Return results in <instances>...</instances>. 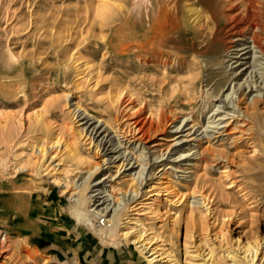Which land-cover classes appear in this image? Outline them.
<instances>
[{
    "label": "rangeland",
    "instance_id": "1",
    "mask_svg": "<svg viewBox=\"0 0 264 264\" xmlns=\"http://www.w3.org/2000/svg\"><path fill=\"white\" fill-rule=\"evenodd\" d=\"M90 1L0 0V129L7 125L17 136L14 142L8 148L6 147L7 149L0 145V162L3 160L4 166V170L0 169V201L9 200L18 194V201H16L18 207L15 209L17 217H12L13 229L8 240L22 242V249L36 253L40 259H46L50 264H74L72 263L73 255H77L79 264H150L147 259L150 253L144 251L143 255L137 248L138 245L129 244L128 248L122 247L120 251L109 247L104 248L90 231L85 230L84 226L77 225V221L67 210L69 205L67 195H63L60 188L51 182L49 176L44 175L46 171L43 172V168L48 165V162L41 160L34 151L37 146L47 144L52 133L60 136L61 142L62 140L65 142L72 133L71 125L74 130L79 127L76 120L69 118V111L72 108L66 104L65 95H68V99L79 101L90 114L102 115L101 108L106 103L110 88L113 89L116 80L123 81L125 73L128 72L126 58L117 56L109 52L107 47L101 46L102 41L98 39V36L109 34L116 26L123 25L125 20L123 18L129 10L131 14L137 15L147 0ZM103 1L111 6L110 13L119 16L120 19L108 28L104 27L100 30L97 25L99 20L94 17L92 8ZM93 3L96 4L93 5ZM242 61L245 63L248 60ZM86 62L89 63V68L85 66ZM245 67L249 68L236 82L249 81L250 71L259 72L257 70L259 66L252 68L248 63ZM20 69L27 82L24 92L20 91L18 82L14 79L15 72ZM74 81L78 84L76 88L73 86ZM11 85L14 86L13 95L9 88ZM40 87L43 88L42 91L38 89ZM249 91L250 89H246L243 94L239 91L236 93L235 98L240 99V108H243L245 103H250L256 95ZM261 93L263 94V91ZM201 107L203 106L197 107L199 111L195 117L196 125L192 130L176 134L173 133L174 129L170 125L165 131L152 136L153 142L150 145L158 143L156 147L162 150L164 155L157 163L146 167L144 175L146 180L140 187L137 198L141 200V193L149 189L151 185L157 187L161 182L167 181L160 176L164 174L165 177H169L168 181L174 193L181 196V201L190 197L188 208L193 210L191 215H189V209L183 204L179 202L171 204L175 199L168 201L171 198L161 196L158 198L157 215L148 214L144 208L140 209H143L142 215H135L131 206L137 202H130L124 216V218L127 215L129 218L138 217L142 224L141 230L144 229L141 232L143 237H154L153 247L158 246V249H161L159 252H171L170 254H173V258L176 259L174 264H202L204 262L201 261L202 253L206 246L200 242L201 239L205 243H210L217 255L220 252L218 248L220 242L215 235L223 229L226 232V241L233 249H236V245L244 243L252 234L264 236V145L256 142L257 146L253 151V145L250 142L245 144L239 141L235 148L224 134L217 138L219 134L214 133L216 130L205 126L208 109ZM260 108L261 112L258 111V115L260 119H264L262 105ZM200 109H202L201 112ZM115 114L112 115L118 120L124 117L120 122L118 121L120 124L127 117V113L121 110ZM190 120L186 118L183 121V124L188 123L183 130L193 124ZM187 132H189L188 139L195 136L202 138L204 133L208 135L211 147L222 150L224 158L212 159L208 156L206 162L196 160L198 158L195 157L196 155H190L197 150L195 148L189 155L175 160L187 158L186 161L175 164L178 167L176 172L171 169L166 170L163 165L177 157L179 153H176V149L181 147H172L165 152L167 146L172 143L171 138L185 135ZM112 136L110 134L107 140ZM197 138L190 142H180L178 145H182L181 150H186L189 144L192 146L197 143ZM201 142L202 147L207 145L204 144L205 139ZM68 143L77 144L84 163L79 165L75 160L73 162L70 159L69 149L58 146L50 151V157H54L51 166L58 164L57 168L59 167L63 172L62 177L60 176L63 181L67 182L66 178H63V174H66L67 178L75 176V180L80 182L79 178L85 175L76 171L90 168L99 161L100 155L93 154V146L87 145V138L82 136L79 141L69 139ZM115 156L117 154H114ZM25 164L28 165V169L15 175V168ZM40 165H44L43 168L40 169ZM167 165L171 166V162ZM51 166L48 170H51ZM74 166L78 167L76 171ZM107 166L102 164V168L89 179L88 196L96 195V198H99L107 194H98L100 191L96 189L99 187L93 186L99 178L105 176L103 173H107ZM163 168L164 170H161ZM223 169L229 176L228 179L222 176ZM113 171L115 168L111 169V172ZM120 173L113 174L105 180L106 185L111 184L113 187L112 195L119 199H121L120 191L129 189L125 183L127 178L122 179ZM229 180L234 182L232 187L228 185ZM14 186L20 190V193L12 190ZM242 189L245 191H241ZM244 194L248 197H244ZM203 195L210 198L209 211H204L205 207L201 204ZM104 199L106 197L101 199L100 203ZM108 203L109 201H106L97 209L103 208ZM123 204V202L120 203V209L123 208ZM88 208L94 207H91L90 203ZM139 228L137 226L133 230L138 231ZM81 248L88 251L82 252ZM259 250L253 264L264 262L262 253L264 248L263 251L261 248ZM11 251L4 252V255L9 256ZM83 253H86L85 259ZM242 256L239 253V258ZM166 260L168 259L163 258L157 264H173ZM13 261L16 264L20 263L15 257ZM230 262L228 258L227 263L231 264Z\"/></svg>",
    "mask_w": 264,
    "mask_h": 264
},
{
    "label": "bare ground",
    "instance_id": "2",
    "mask_svg": "<svg viewBox=\"0 0 264 264\" xmlns=\"http://www.w3.org/2000/svg\"><path fill=\"white\" fill-rule=\"evenodd\" d=\"M110 7L103 1L92 8L94 17L99 20L97 25L100 30L104 27L108 28L120 19L119 16L110 13ZM123 19H125L123 25L116 26L109 34L98 36V39L102 41L101 46L107 47L109 52L117 56L125 57L128 64L126 66L128 72L125 73L124 80H116L113 89L110 88L106 103L101 108L102 115L90 114L79 101L68 99V95H65L66 104L72 108L69 111V118L76 120L75 122L81 127L74 130L71 125L72 133L68 134L69 137L65 142L63 140L61 142L62 138L52 133L48 143L37 146L34 151L41 160L48 162L45 168H43L44 165H40L39 168H43V172L46 171L44 175L49 176L51 182L60 188L63 195H67L69 202L67 210L75 218L77 225L84 226L85 230L90 231L102 247L120 251L122 247L128 248L129 244L138 245L137 248L143 255L144 251L150 253L147 256L150 264H157L163 258L168 259L166 262L170 261L169 263L174 264L176 259L173 258V254H170L171 252H159L161 249H158V246L153 247L154 237H143L141 232L144 229L141 230L142 224L138 217L129 218L127 215L124 218L126 209L129 208L130 202H137L131 206L135 215L143 214L141 208L147 210L148 214L157 215L158 198L161 196L171 198L168 201L175 199L171 204L179 202L189 209L190 197L181 201V196L174 193L168 181L169 177H165L164 174L160 176L167 181L161 182L160 185L158 183L157 187L151 185L149 189L141 193V200L137 198L140 187L146 180L144 177L146 167L157 163L164 155L162 150L156 147L158 143L150 145L153 142L152 136L165 131L170 125L174 129L173 133L176 134L192 130L196 125L195 117L199 111L197 107L203 106L202 109H208L209 116L206 117L205 114L207 119L205 126L215 129L214 133L219 134L217 138L224 134L235 148L239 141L245 144L250 142L253 145V151L256 149V142L264 145V119H260L258 115L261 105L264 109V0H147L137 15L131 14L129 10ZM256 54L258 56H255ZM242 60L248 61L244 63ZM248 63L252 68L259 66L257 69L259 72L250 71L249 81L236 82L246 73L244 71L249 67L245 65ZM84 64L89 68L88 62ZM15 74L14 79L18 82L20 91L24 92L27 82L22 69L17 70ZM75 82L74 88L78 86ZM9 88L13 95L14 86L11 85ZM38 89L43 90L41 87ZM246 89H250L249 93L254 92L256 95L250 103H245L244 107L240 108V99L235 98V95L238 91L243 94ZM1 94L4 95V93ZM120 110L127 113L126 119L121 124L118 121L120 122L124 117L118 120L112 115ZM225 117L227 118L224 119ZM186 118H190L193 124L183 130L188 125L187 122L183 124ZM110 134L113 136L107 140ZM188 134L189 132L171 138L172 143L167 146L165 152L172 147H181H176V153L179 155L168 161V163L171 162V166H168V163L163 165L166 170L171 169L176 172L178 167L175 164L186 161L187 158L175 160L189 155L195 148L197 150L190 155H196L195 157H198L196 160L206 162L208 156L212 159L224 158L222 150L211 147L208 135L204 133L202 138L195 136L188 139ZM81 136L87 138V145L93 146V154H99L100 159L88 169L79 171L78 167L74 166L76 173L85 175L79 178L80 182L75 180V176L67 178L66 174H63V178L65 177L67 182L63 181L60 178L62 169L57 168L58 164L51 166L54 157H50V151L63 146L69 149L70 159L81 165L84 159L80 156L77 144L68 143L69 139L79 141ZM16 137L7 125L0 129V145L5 148H8ZM195 138H197L196 144L192 146L189 144L186 150H181L182 145H178L180 142H190ZM203 139H205L204 144H207L205 147H202ZM107 144H109L108 147H106ZM114 154L117 156L114 157ZM102 164L108 165L106 169L109 175L104 172L105 176L99 178L93 186L99 187L96 189L100 191L98 194H107L99 198H96V195L88 196L89 179L102 168ZM50 166L52 168L48 170ZM112 168H115V171L111 172ZM0 169L4 170L3 160L0 162ZM27 169V164L18 166L14 173L16 175ZM121 170H123L122 173H120ZM119 173L122 179L127 178L125 183L129 188L120 191L121 199L112 195L113 187L111 184L106 185L107 181H105L113 174ZM221 173L228 179L225 169ZM233 183L229 180V187H232ZM12 190L20 193L15 186ZM243 196L248 197L247 194ZM104 197L106 199L100 203ZM106 201L109 203L97 209ZM122 202L123 208L120 209ZM209 202L210 198L203 195L201 204L205 207L204 211H209L211 207ZM90 203L93 209L88 208ZM111 203L113 204L109 208ZM0 204V264H16L13 261L14 257L20 262L19 264H50L48 260L40 259L36 253L22 249V242L8 240L13 229L12 217L15 218L17 215L15 211L17 204L12 198L0 201ZM188 212L191 215L193 210L189 209ZM137 226L140 227L139 230L134 231L133 229ZM225 234L223 229L215 235L220 242L218 247L220 252L217 255L210 243L200 240L207 248L204 250L207 252L202 253L201 261H204L202 264H229L228 258L231 264H253L259 249L264 248V236L252 234L244 243L236 245V249H233L228 245ZM80 250L88 251L85 248ZM6 251H11V254L4 255ZM239 253L243 255L242 258H239ZM262 253L264 256V252ZM85 254L83 253L84 259L87 257ZM163 255L165 256L162 257ZM96 258L99 260L98 257ZM72 259L74 260L72 263L79 264L77 255H73ZM258 264H264V262Z\"/></svg>",
    "mask_w": 264,
    "mask_h": 264
},
{
    "label": "crops",
    "instance_id": "3",
    "mask_svg": "<svg viewBox=\"0 0 264 264\" xmlns=\"http://www.w3.org/2000/svg\"><path fill=\"white\" fill-rule=\"evenodd\" d=\"M10 199H11V198H10ZM12 199L14 200L15 203H17L16 201H18V200H17L18 197H16V196L14 195ZM16 207H18V206L16 205ZM16 213H17V212H16ZM16 217H17V215H16Z\"/></svg>",
    "mask_w": 264,
    "mask_h": 264
}]
</instances>
